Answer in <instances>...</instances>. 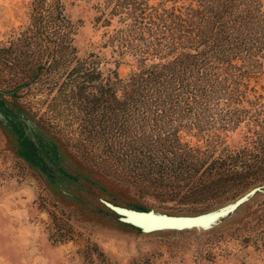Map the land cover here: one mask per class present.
Segmentation results:
<instances>
[{
    "label": "rangeland",
    "instance_id": "rangeland-1",
    "mask_svg": "<svg viewBox=\"0 0 264 264\" xmlns=\"http://www.w3.org/2000/svg\"><path fill=\"white\" fill-rule=\"evenodd\" d=\"M0 111V264H264L261 190L100 200L263 183L264 0H0Z\"/></svg>",
    "mask_w": 264,
    "mask_h": 264
},
{
    "label": "water",
    "instance_id": "water-1",
    "mask_svg": "<svg viewBox=\"0 0 264 264\" xmlns=\"http://www.w3.org/2000/svg\"><path fill=\"white\" fill-rule=\"evenodd\" d=\"M1 117L2 113L0 111ZM41 156L45 158L43 155ZM263 187L264 181L261 184L251 186L226 203L197 213H167L152 207L141 209L116 204L103 198H100V200L107 208L118 215V220L133 225L142 232L183 228L206 229L234 214L255 192L260 190L264 192Z\"/></svg>",
    "mask_w": 264,
    "mask_h": 264
},
{
    "label": "flooded vegetation",
    "instance_id": "flooded-vegetation-1",
    "mask_svg": "<svg viewBox=\"0 0 264 264\" xmlns=\"http://www.w3.org/2000/svg\"><path fill=\"white\" fill-rule=\"evenodd\" d=\"M7 112H8V111L6 110V111H5V114H8ZM10 114H11V113H9V115H10ZM11 117H12V119L16 120L19 124H22L23 126L27 127V124H26V121H25V120H21L20 118H18V117L15 116V115H12V114H11Z\"/></svg>",
    "mask_w": 264,
    "mask_h": 264
}]
</instances>
